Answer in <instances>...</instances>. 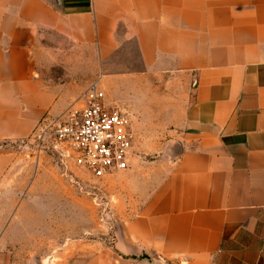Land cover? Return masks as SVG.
I'll use <instances>...</instances> for the list:
<instances>
[{"label":"crops","instance_id":"obj_1","mask_svg":"<svg viewBox=\"0 0 264 264\" xmlns=\"http://www.w3.org/2000/svg\"><path fill=\"white\" fill-rule=\"evenodd\" d=\"M56 51L95 55L134 135L129 203L83 264H264V0H0V196L11 144L81 107L80 79H44Z\"/></svg>","mask_w":264,"mask_h":264},{"label":"rangeland","instance_id":"obj_2","mask_svg":"<svg viewBox=\"0 0 264 264\" xmlns=\"http://www.w3.org/2000/svg\"><path fill=\"white\" fill-rule=\"evenodd\" d=\"M43 45L57 47L48 41ZM55 55L61 65L41 68L47 81L77 78L86 89L102 72L93 67L96 58L91 52H83L77 67L75 61L63 63L69 57L64 52ZM26 141L11 144L16 179L0 196V217L5 222L13 217L5 231L7 243L0 247V255L9 256L5 264H83L92 253L109 249L114 225L129 203L125 178L116 174L96 180L74 167L64 170L52 156L35 155ZM143 151L136 154L146 159L157 155L150 147Z\"/></svg>","mask_w":264,"mask_h":264},{"label":"built area","instance_id":"obj_3","mask_svg":"<svg viewBox=\"0 0 264 264\" xmlns=\"http://www.w3.org/2000/svg\"><path fill=\"white\" fill-rule=\"evenodd\" d=\"M26 142L38 157L52 156L64 170L74 167L101 180L127 169L134 135L129 118L105 105L94 82L84 90L80 108L43 119Z\"/></svg>","mask_w":264,"mask_h":264},{"label":"water","instance_id":"obj_4","mask_svg":"<svg viewBox=\"0 0 264 264\" xmlns=\"http://www.w3.org/2000/svg\"><path fill=\"white\" fill-rule=\"evenodd\" d=\"M139 264H163V263L156 261V260L150 261L148 259H141L139 261Z\"/></svg>","mask_w":264,"mask_h":264}]
</instances>
